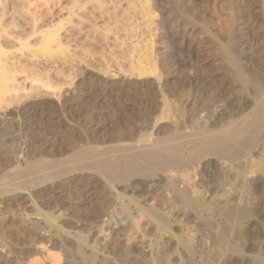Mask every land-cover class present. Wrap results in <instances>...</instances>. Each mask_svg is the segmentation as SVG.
<instances>
[{
    "label": "rangeland",
    "instance_id": "1",
    "mask_svg": "<svg viewBox=\"0 0 264 264\" xmlns=\"http://www.w3.org/2000/svg\"><path fill=\"white\" fill-rule=\"evenodd\" d=\"M64 1L54 8L60 34L71 25ZM132 2L139 21L127 55L112 45L101 51L63 41L51 53L34 39L6 40L9 60L23 66L19 77L31 81L19 104L0 108V125L22 145L18 165L9 164L16 145H0V264H264V117H253L234 146L237 159L200 163L184 151L183 169L119 189L92 166L117 146L136 153L157 128L159 136L189 134L250 118L264 87V0ZM119 56L127 59L122 70L111 60ZM16 167L26 174L12 176ZM172 183L187 190L190 208ZM229 212L246 213L234 222ZM222 231L240 254L220 249Z\"/></svg>",
    "mask_w": 264,
    "mask_h": 264
},
{
    "label": "bare ground",
    "instance_id": "2",
    "mask_svg": "<svg viewBox=\"0 0 264 264\" xmlns=\"http://www.w3.org/2000/svg\"><path fill=\"white\" fill-rule=\"evenodd\" d=\"M63 1L64 0H0V93L2 92L0 95L1 96L0 97V108L2 107L3 103H6L8 105L14 104V103L19 104V102H21V100L23 99L22 97L23 95H21L20 97L18 93L25 88L24 83H26L27 81H31V78L30 80L26 79V78L29 79L28 76L26 78L19 77V73L22 72L23 66H20L18 63H16L17 61L13 62L9 60V57L7 55V47H8L7 44H9L8 43L9 41L8 42L6 41L8 40V38L10 39V41H11V38H13L14 40H18L20 42L23 38L24 43L23 42L21 43L22 45L26 44V46L30 44L29 43L30 39H34L36 41L35 44L40 46L42 50H46L51 53L53 52V50L61 49L63 47L62 42L67 41L71 43L72 45H74L75 48L79 47V45H90V46L94 45L97 48H100L101 51L105 50L108 46H111V45L117 46L120 49H122L121 50L122 53L117 51V54L121 53L122 55H127L125 53L129 51L128 47L131 48V46H128V43L131 41V39H135L133 38L134 36H132L134 22L139 21V20L133 21L134 18L137 16L133 15L134 16L133 18V16L130 14L132 13L131 12L132 10H130L129 12L130 7L128 8V6H131L129 5V3L130 2L133 3L132 0L130 2L128 0H67L66 1L67 3L64 1L65 6L62 9H66V7H68L66 14L68 15V18L71 21V25L69 28L65 30V32L60 34L59 31L62 28V23L64 21L62 20L60 21L59 12L58 13L55 12L54 8L56 6H59V4ZM180 1L183 4V0H180ZM60 6L62 7V4ZM177 7L179 8L178 4H177ZM184 7H181L183 15H185ZM118 9L120 10L118 11ZM57 20H59V23L57 25L56 24L53 25V23L56 22ZM107 21L110 22L108 28L102 27L101 24L104 23L105 25ZM49 24H52L51 27H49ZM11 28H14L13 30L17 29L18 31L13 32L12 30L10 34L9 31ZM132 42L131 44H133ZM114 49H116V47ZM121 54L120 56L122 57ZM128 54H130V52ZM70 55L67 56L68 58H66V62L68 61L67 59H69L68 62L72 60L73 57L71 56L72 57L71 58ZM227 55L230 56L229 51H227ZM120 56L115 57V58L113 57L114 59L113 58L111 59L112 64H114L113 66L114 68L117 67L120 69L123 66V64H125V62L127 63L126 61L127 59L125 58V62H124V57L123 59H120L121 58ZM131 56L132 54L129 56V59ZM69 57L71 58V60ZM134 57L135 56H132L131 58H134ZM133 66H134V63H133ZM130 67H132L131 64H129V68L127 67L128 69L126 71L129 72ZM125 68H126V65H125ZM123 70H124V67H123ZM235 74L239 77H242L244 81L255 83V81H253V77L246 79L245 72L240 68L236 67ZM122 75H124V73ZM122 78H125V77L123 76ZM156 80L154 82H156V85H157V82L159 81H156ZM263 88H259L257 91V95H258L257 97L260 98L261 104L259 106H256L252 110V115H251L252 118L251 117L246 118V119L244 118L245 120L239 123L237 121L236 123L230 122L227 125H222L220 128H216V127L214 128L213 124H210V125L208 124L209 126L205 124L206 126L204 125L200 129L197 128L198 130L196 128L191 130V133L188 132L189 134H187L186 131L182 132L180 129H176L177 131H175V133L173 134H170V132H165L164 136H159L160 129L157 128L156 131L152 134V135H155L154 139H146L142 142L143 144L141 143L142 145L140 146L135 145L136 147H138V151L136 153L133 152L132 149L134 148L132 146H131L132 148L131 152H128L129 150L127 151L126 150L127 148L125 149V147L117 146L114 148V154L111 157L107 156L108 159L106 156H105L106 158L103 157L102 159V157H100L99 155L100 158L99 157L98 158L102 160L101 161L98 160L100 162L97 163V165H95L96 163L94 164L91 163L92 166L94 167L96 166V169L94 168L93 169L99 176L105 179L108 185L112 184V185L118 186V189H119L135 179H139V178L140 179L141 178L153 179V178L159 177L160 175L166 174L169 170L183 169L188 164L187 162V164H185L184 167H182L181 164H183L185 161L184 162L182 161L183 163H180L181 162L180 157H183L185 155L184 151H187L190 154V155H187V157L189 156L190 158H193V160H199L200 163L201 161L208 162L209 160L214 159V157H216V159L217 158L224 159V161L233 160L235 158L237 159L239 152L233 151L234 146L238 143L240 139H243V137L249 134L251 127L254 123L253 117H256V118L264 117V89ZM6 94L8 97L5 96ZM5 124L0 125V145L4 146L9 143L16 145L15 147L16 155L11 161H9V164L18 165L19 160H20L19 154L21 152V146H22L20 143L21 139L19 140L17 136L7 131L6 129L7 127ZM181 139L182 140L188 139V140L186 141V144H183L184 142L182 143ZM89 149H86L83 152L84 155L89 152L88 151ZM97 150L95 149L94 151L100 154L99 153L100 151H97ZM134 151L136 150L134 149ZM80 153H78V155H80ZM89 155L87 154L86 156L89 157ZM74 156H77V155H74ZM74 156L72 157V160H71L72 162H74L73 161ZM86 156H84V158H86ZM79 158L83 159V157H80V156ZM220 159L218 160L220 161ZM182 160H184V158ZM193 160L191 159V161ZM41 162L39 163L42 165L43 162L42 163ZM49 162L55 163L53 161H49ZM34 163L37 164V162H34ZM76 163H72V164H76ZM45 165H48V164H45ZM29 166L32 167L34 165L33 164L31 165L29 163ZM87 169H88V166H87ZM11 171H13V169ZM22 172L26 174L24 169L22 170ZM22 172L18 167H16L14 168V171L12 172L13 174L12 176L19 177ZM182 173L183 172H181V174ZM181 174H180V177H181ZM59 175L57 174V176ZM23 184H20L21 186L18 189L25 191L26 189V188L24 189L25 184L24 185ZM172 186L174 187L173 188L174 193H176V195L180 199H182L183 202H185L186 206L190 208L193 204L191 205V201H190L191 199H190V196L187 190L180 188L176 183H172ZM116 191L120 192L119 190H116ZM195 205H198V204H195ZM195 205H194V208L195 207L197 208V206ZM245 213L246 212H229V213H225L224 216L226 219L235 222V220L242 221V218H244ZM223 231H222L223 234L220 232V235L218 236V238H216L217 241L215 240L218 243V245H220V249L221 248L224 249V252H227L225 250L229 249V251L231 250L234 254L235 253L237 254V252H239L240 254V252H242L241 247L239 246H238L239 248L237 246L235 247L236 244L233 247L231 243L230 245L229 243L227 244V241L225 238L226 234H224L226 231L225 232Z\"/></svg>",
    "mask_w": 264,
    "mask_h": 264
}]
</instances>
